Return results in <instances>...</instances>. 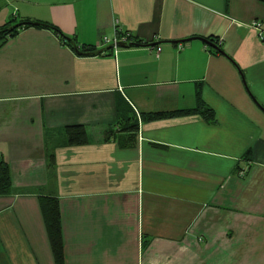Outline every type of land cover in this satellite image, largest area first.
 <instances>
[{
	"label": "crops",
	"instance_id": "obj_1",
	"mask_svg": "<svg viewBox=\"0 0 264 264\" xmlns=\"http://www.w3.org/2000/svg\"><path fill=\"white\" fill-rule=\"evenodd\" d=\"M13 18L76 49L34 24L0 47V264H55L40 195L64 264H264V0H0ZM119 30L139 45L101 44ZM200 103L213 123L148 116Z\"/></svg>",
	"mask_w": 264,
	"mask_h": 264
},
{
	"label": "trees",
	"instance_id": "obj_2",
	"mask_svg": "<svg viewBox=\"0 0 264 264\" xmlns=\"http://www.w3.org/2000/svg\"><path fill=\"white\" fill-rule=\"evenodd\" d=\"M34 24L44 26L46 28L51 29L54 33L61 36V39L76 49V44L74 39L66 37L61 31L51 23L47 21H21L17 24H9L0 28V47H2L7 41L8 37L13 36L17 28L23 25ZM128 31L119 30L118 33H124ZM130 33V32H129ZM131 35V33H130ZM134 42L138 44V40L131 35ZM109 46V45H107ZM109 50H112V47H108ZM81 53H95V52H103L104 50H96L93 46L83 45L79 50ZM113 51V50H112ZM187 112H198L206 122L213 123L215 121V115L211 108L204 106L202 103L199 104V107L191 109V110H177V111H169V112H155L148 113L149 117H163L169 116L178 113H187ZM137 129L136 122H130L127 130V136L125 137V141L128 144L133 145L135 139V130ZM66 131V142L68 144H83L88 141L85 127L82 125L69 126L64 128ZM112 133L111 129L107 130L104 133L105 138ZM122 139V138H121ZM122 140V141H123ZM47 162L48 166H52L54 164V157L51 152L47 153ZM13 193V189L10 183V175H9V165L5 160H0V196L8 195ZM39 207L42 214L45 231L47 235V239L49 242L50 250L54 259L55 264H64V249H63V240H62V231H61V213H60V205L59 200L55 196L51 195H40L39 196Z\"/></svg>",
	"mask_w": 264,
	"mask_h": 264
},
{
	"label": "built area",
	"instance_id": "obj_3",
	"mask_svg": "<svg viewBox=\"0 0 264 264\" xmlns=\"http://www.w3.org/2000/svg\"><path fill=\"white\" fill-rule=\"evenodd\" d=\"M254 26H259V23L254 22ZM100 42L103 45H110L112 47L113 52L119 49L120 44H128L130 42H134L133 38L131 37L129 32L118 33V31L112 35H102L100 38ZM159 50V48H157ZM242 174V171L240 172Z\"/></svg>",
	"mask_w": 264,
	"mask_h": 264
},
{
	"label": "water",
	"instance_id": "obj_4",
	"mask_svg": "<svg viewBox=\"0 0 264 264\" xmlns=\"http://www.w3.org/2000/svg\"><path fill=\"white\" fill-rule=\"evenodd\" d=\"M204 41L210 43L209 41H207V40H205V39H204ZM136 45H139V44H137L136 42H130V43H128V44H120V46H122V47L136 46ZM213 46H215V45H213ZM108 47H110V45H109Z\"/></svg>",
	"mask_w": 264,
	"mask_h": 264
},
{
	"label": "rangeland",
	"instance_id": "obj_5",
	"mask_svg": "<svg viewBox=\"0 0 264 264\" xmlns=\"http://www.w3.org/2000/svg\"><path fill=\"white\" fill-rule=\"evenodd\" d=\"M15 20H16V18H13L11 22H13V24H14Z\"/></svg>",
	"mask_w": 264,
	"mask_h": 264
}]
</instances>
